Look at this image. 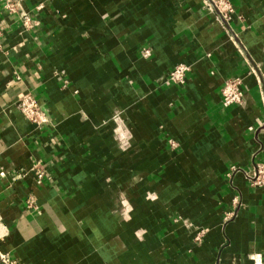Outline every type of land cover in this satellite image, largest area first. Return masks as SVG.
Here are the masks:
<instances>
[{"label": "crops", "instance_id": "0c3cea01", "mask_svg": "<svg viewBox=\"0 0 264 264\" xmlns=\"http://www.w3.org/2000/svg\"><path fill=\"white\" fill-rule=\"evenodd\" d=\"M0 0V249L18 264H264V0ZM149 49V56H143ZM179 64L184 83L168 81ZM243 98L223 105L225 82ZM49 109L38 129L17 107ZM46 174L41 182L36 168ZM35 208H28V202Z\"/></svg>", "mask_w": 264, "mask_h": 264}, {"label": "built area", "instance_id": "2783aa9c", "mask_svg": "<svg viewBox=\"0 0 264 264\" xmlns=\"http://www.w3.org/2000/svg\"><path fill=\"white\" fill-rule=\"evenodd\" d=\"M22 0H4L5 8L9 12L20 11L21 22L26 30H34L38 21L34 20L33 16L26 12L21 7ZM205 9L213 14L215 20L222 24H229L234 14V6L230 0H205ZM143 56L147 57L150 54L149 49H143ZM188 66L184 64L177 65L170 73L168 81L170 83L181 84L184 83ZM241 82L238 79H232L225 82L222 91L223 105L229 106L234 103H240L243 98L241 90ZM17 107L25 117V119L36 126L38 129L48 127L51 124L49 109L44 107L35 96L26 91L19 94L17 99ZM45 170L43 167L36 168V175L41 182L45 177ZM252 186L264 185V164H257L253 176L249 177ZM28 208H35L30 201L27 203ZM0 264H18V262L10 257L9 253L3 252L0 249Z\"/></svg>", "mask_w": 264, "mask_h": 264}]
</instances>
